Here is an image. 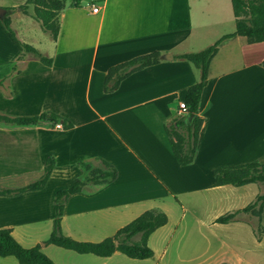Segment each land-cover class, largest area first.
Wrapping results in <instances>:
<instances>
[{
	"label": "crops",
	"instance_id": "0c3cea01",
	"mask_svg": "<svg viewBox=\"0 0 264 264\" xmlns=\"http://www.w3.org/2000/svg\"><path fill=\"white\" fill-rule=\"evenodd\" d=\"M25 1L11 0L10 5H4L0 0L12 24L17 15L33 19L19 8ZM213 1L64 0L58 41L49 51L51 55L46 54L53 58L52 66L27 57L20 61V72L13 74L20 49L0 26V80L11 74L0 86V106L6 110L0 109V113L15 117L51 111L74 124L64 129L47 123L25 127L0 121L1 187L27 185L31 182H13L35 173L40 178L46 159L54 156L56 160L44 189L0 196L1 215H21L26 221L38 217L32 213L41 210L50 185L55 187V197L57 191L81 177L82 161L101 170L107 169V162L117 169L116 179L108 183L102 179L85 181L81 191L66 201L62 232L78 241L99 242L113 237L146 211H162L168 223L149 238L154 255L138 259L162 264L168 244L182 225L177 213L172 223L169 212L180 205L187 210L179 197L215 188L213 171L217 167L264 162V57L257 61L255 76L251 70V51L264 42L249 43L243 36L225 41L211 62L200 106L204 122L195 161L178 165L165 134L166 124L177 114H187L180 112L179 103L184 102L188 87L200 79L199 69L176 57L201 51L236 28L234 9L225 4L226 8L220 4L210 9L208 4ZM93 6L99 7L97 13ZM10 7L16 9L8 10ZM221 23L229 29L219 31ZM158 50L163 52L159 64L132 74L115 91L104 92L110 67ZM254 89L258 96L255 102ZM79 91L85 98L84 106L76 101ZM15 106L23 113L24 108L35 111L12 115ZM32 199L37 201L28 203ZM234 232L235 238L228 245L229 264H251L252 252L246 245L250 238ZM120 253L110 257L84 255L91 256L89 264H108ZM179 256L178 262L165 264L182 263L185 257ZM195 256L192 264H208L214 257L199 262V255Z\"/></svg>",
	"mask_w": 264,
	"mask_h": 264
},
{
	"label": "trees",
	"instance_id": "16d2710c",
	"mask_svg": "<svg viewBox=\"0 0 264 264\" xmlns=\"http://www.w3.org/2000/svg\"><path fill=\"white\" fill-rule=\"evenodd\" d=\"M231 1L236 18L235 30L222 35L212 45L201 51L183 53L176 57L190 62L200 70L199 81L189 86L185 94L184 102L187 106V114L166 124L164 128L174 159L180 166H188L195 161L199 135L204 122L200 116L202 95L209 81L211 62L218 54L220 46L225 41L237 36L246 37L249 43L264 42V0ZM19 8L39 23L44 33L50 36L53 44L58 41L61 28L60 14L66 8L64 0H26ZM7 9L13 11L16 8ZM0 26L20 49V56L12 66L11 74L20 72V61L23 56H29L46 66H52L53 58L51 56L44 54L40 49L22 41L17 36L8 15L0 17ZM162 59L163 52L158 50L110 67L105 76L104 92L115 91L126 78L147 67L159 64ZM262 66H264V61ZM10 75L0 80V86ZM0 121L25 127H33L41 123H51L53 126L60 124L64 129H71L74 126L70 119L51 111H45L39 115L15 117L0 113ZM105 164L107 169H99L98 175L92 176L90 181L101 182L100 179H102L103 182L108 183L116 179L117 169L107 162ZM55 165V157L49 156L45 161L40 178L21 187L3 188L0 186V196H16L44 189ZM80 165L83 170L91 169L88 162L82 161ZM213 174L215 177L214 187L225 185L243 187L249 184L264 183V162L255 160L237 165L220 166L214 169ZM84 182L81 177L76 178L67 188L56 192L53 206V230L46 244H52L78 254H93L99 257H110L119 251L133 259L151 258L154 251L149 246V238L157 229L168 223V216L162 211H146L120 228L113 237L99 242L78 241L62 232L61 222L66 201L70 196L81 191ZM258 203H260V211H264V194L259 195L254 203L246 206L243 210L253 209ZM236 214L237 212H231L219 216L216 222L228 224ZM12 232L10 228L0 229V257H15L20 264H56L44 253L40 244L29 248L24 247Z\"/></svg>",
	"mask_w": 264,
	"mask_h": 264
},
{
	"label": "rangeland",
	"instance_id": "374dc122",
	"mask_svg": "<svg viewBox=\"0 0 264 264\" xmlns=\"http://www.w3.org/2000/svg\"><path fill=\"white\" fill-rule=\"evenodd\" d=\"M1 1L4 2V5H7V3L10 5L9 1L11 0ZM217 1L215 0L212 3H209L208 7L210 9H216L219 8V5L221 4L220 7H222V9L226 8L225 5H227L233 10L231 0ZM214 3L218 4V6L214 5ZM84 4L85 3L83 2V5ZM214 20V23H216V17ZM217 20L219 21V19ZM12 27L17 31L18 36L23 41L34 45L45 54L51 55L49 51H53L54 44L51 41L50 36L44 33L35 20L23 15H17L15 24L13 23ZM228 29L229 27L223 23L219 31L223 32ZM226 51L227 50H225V52ZM226 54H228V52H226ZM251 54L253 58V66L251 67V70L255 76L257 66H259L257 61L261 57H264V45L259 47L254 46ZM228 56L233 57V53L230 52ZM27 57L29 56H23L22 60H26ZM255 86L256 84H254V87ZM76 95L77 103L84 106L85 98L83 97L82 92L79 91ZM256 100H258V96L255 94L254 102ZM0 109L6 111L3 105L0 106ZM13 109L12 115H22L35 111V109L24 108L23 113L22 110H18L16 106ZM179 117L180 116L177 114L176 118ZM47 124L52 127V124ZM98 170L99 167L94 166V164L91 165L90 170H83L81 175L82 180L89 181L92 176L98 175ZM35 175L36 173L29 176L24 175L23 179L14 180L13 185L33 182L37 179ZM54 190L55 187L50 185L45 191L47 197H43L41 210L32 213L38 217L35 216V218L26 221L25 217L21 215V218L20 216L17 218L9 214H0V229L13 228L12 233L14 237L24 247L29 248L40 244L44 253L47 254L56 264H89L87 258L91 257L90 255L78 254L74 251L66 250L52 244H46V241L53 230ZM262 194H264V183L246 185L244 187L225 185L223 187L209 188L195 194L179 197L180 202L187 207V210L183 211L180 205L179 207H175V211L169 212L172 223L176 221L178 214L182 225L179 228L178 233L173 236L172 242L168 244V254L167 257H165L166 259L162 261V264L171 260L175 261V263L176 261L178 262L179 255L184 256L185 259L182 263L178 264H192V256L195 258V255H199V257H197L199 262L214 255V257L209 260L208 264H229L230 257L228 245L231 240H234L235 238L234 230H236L237 234L248 236L250 238L246 241V245L249 246L248 249H250L249 252H252L248 259L250 263L264 264V242L261 244L262 241H264V211H260V203H258L253 209L248 211L243 210L246 206L254 203L257 200V197ZM48 197H50L51 200H48ZM36 201V199H32L29 200L28 203H35ZM174 202L176 203V201ZM231 212H237L231 223L212 224L219 216L227 215ZM202 221L204 223H202ZM201 229L203 232L199 231ZM208 247H211L209 252ZM219 247L221 248L218 252ZM151 261L154 262L155 258L151 259ZM144 262L147 261L131 259L120 253L109 260L108 264H148ZM196 262L197 260H195V263ZM0 264L20 263L15 257L10 256L0 257Z\"/></svg>",
	"mask_w": 264,
	"mask_h": 264
},
{
	"label": "built area",
	"instance_id": "2783aa9c",
	"mask_svg": "<svg viewBox=\"0 0 264 264\" xmlns=\"http://www.w3.org/2000/svg\"><path fill=\"white\" fill-rule=\"evenodd\" d=\"M92 11L94 13H97L99 11V7L98 6H93ZM179 110H180L181 113H187V106H186L185 102H180L179 103ZM56 127L60 128L61 125L57 124Z\"/></svg>",
	"mask_w": 264,
	"mask_h": 264
},
{
	"label": "water",
	"instance_id": "95a60500",
	"mask_svg": "<svg viewBox=\"0 0 264 264\" xmlns=\"http://www.w3.org/2000/svg\"><path fill=\"white\" fill-rule=\"evenodd\" d=\"M5 13H6V10L4 8L0 7V17L4 16ZM116 243H118V242H116Z\"/></svg>",
	"mask_w": 264,
	"mask_h": 264
}]
</instances>
